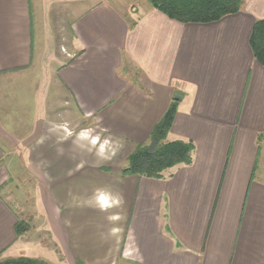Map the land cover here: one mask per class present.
<instances>
[{
	"label": "crops",
	"instance_id": "1",
	"mask_svg": "<svg viewBox=\"0 0 264 264\" xmlns=\"http://www.w3.org/2000/svg\"><path fill=\"white\" fill-rule=\"evenodd\" d=\"M41 1L46 6V0L38 6ZM42 13L40 8V30ZM131 14L129 20L105 0L83 9L71 26L78 55L56 77L77 112L94 119L129 156L149 143L178 100L168 139L192 142V163L165 179L124 176L126 165L112 176L113 187L98 184L89 205L81 193L65 191L78 177L72 170L62 178L53 172V185L58 184L53 194L78 198L62 205L43 201L60 259L63 264H264V67L250 46L255 23L264 20V0H244L241 12L208 24L180 23L151 6ZM45 46L49 52L51 40ZM42 50L30 0H0L4 92L22 80ZM38 94L16 105L26 111L10 107L6 94L0 98V191L10 180L1 165L9 157L8 141L22 128L17 126L25 122V112L30 120L33 115L31 129L50 130L38 118ZM40 194L45 197V190ZM11 206L0 193V260L24 257L26 248H33L29 232L17 236L19 216Z\"/></svg>",
	"mask_w": 264,
	"mask_h": 264
},
{
	"label": "rangeland",
	"instance_id": "2",
	"mask_svg": "<svg viewBox=\"0 0 264 264\" xmlns=\"http://www.w3.org/2000/svg\"><path fill=\"white\" fill-rule=\"evenodd\" d=\"M38 1L30 0V4L34 36L43 48V56H40L39 60H34L33 66L22 73L20 82L10 83L7 92L3 91L4 85L2 87L0 83V98L6 94V102L10 107H21L26 111L27 106L16 105H21V101H29L30 97H34L42 89V94L37 95L35 102L41 115L37 116L42 125L47 123L50 125V130L31 129L30 126H34L33 115L31 114L30 120L25 112V122L18 123L17 126L22 128L15 130L12 139L8 141L9 157L1 165L9 170L10 180L0 193L9 198L13 205L11 207L16 210L19 218L30 226L27 236L36 246L31 243L33 248H26L25 256L33 258L39 256L41 260L48 262L45 259L50 253V262L63 264L60 250L48 234L44 199L46 202H54L55 199L59 205L64 204L67 199H78L73 194L64 196L70 191L81 193L86 199L84 202L91 204L88 200L92 196L91 192L95 193L98 184H103L104 188L113 187L112 176L121 174L119 170L127 165L129 154L119 144L113 142L94 119L85 118L77 112L71 96L56 77L58 70L70 64L78 55L73 45L71 27L73 22L83 9L92 7L100 0H50V2L46 0V6L41 1V7L38 6ZM105 1L114 5L129 20L131 10L136 8L142 11L150 6L147 0ZM40 8L43 10L40 19L43 23L42 30L39 28ZM45 39L51 40L49 52H46ZM45 59L46 63H43ZM33 159L39 162H33ZM69 170L73 171L70 172L72 177H78L72 180V188L69 187L67 190L65 188L66 193L55 196L52 190L54 191L58 184L53 185V180L57 179L51 174L56 172L58 173L56 176L62 178ZM105 170L107 172L101 173ZM59 184L67 187L63 181ZM44 190L46 195L41 198L40 193ZM63 213L60 212L62 218Z\"/></svg>",
	"mask_w": 264,
	"mask_h": 264
},
{
	"label": "trees",
	"instance_id": "3",
	"mask_svg": "<svg viewBox=\"0 0 264 264\" xmlns=\"http://www.w3.org/2000/svg\"><path fill=\"white\" fill-rule=\"evenodd\" d=\"M150 6L171 20L189 24H208L237 14L243 10L244 0H147ZM250 46L258 63L264 67V20L255 23ZM178 109V100L173 101L162 119L154 127L148 144L138 145L129 156L122 174L165 179L180 167L192 163L194 145L190 141L169 140L168 136ZM30 226L18 219V237L28 232ZM0 264H49L46 261L18 257L0 260Z\"/></svg>",
	"mask_w": 264,
	"mask_h": 264
}]
</instances>
